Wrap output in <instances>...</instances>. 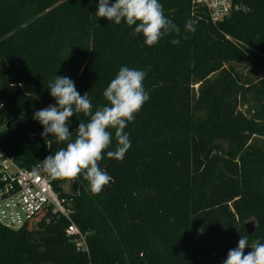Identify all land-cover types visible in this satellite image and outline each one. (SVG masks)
<instances>
[{
    "label": "trees",
    "instance_id": "16d2710c",
    "mask_svg": "<svg viewBox=\"0 0 264 264\" xmlns=\"http://www.w3.org/2000/svg\"><path fill=\"white\" fill-rule=\"evenodd\" d=\"M238 1L246 10L214 24L192 0H159L180 33L147 46L135 26L99 18V0H0V142L20 167L66 147L33 118L55 104V75L93 110L122 66L146 72L150 96L125 128L123 160L107 157L110 130L99 166L113 181L99 194L83 175L76 193L71 178L51 177L90 254L65 234L67 218L45 214L20 230L0 224V264H223L241 236L264 243V77L235 68H264V0ZM88 119L70 118L73 140Z\"/></svg>",
    "mask_w": 264,
    "mask_h": 264
},
{
    "label": "clouds",
    "instance_id": "9594fccd",
    "mask_svg": "<svg viewBox=\"0 0 264 264\" xmlns=\"http://www.w3.org/2000/svg\"><path fill=\"white\" fill-rule=\"evenodd\" d=\"M97 7L95 14L99 18H106L116 25L124 22L129 27L135 26L132 35L142 34L147 46L156 45L171 33H180V28L165 15L159 0H115L111 4L110 0H99ZM196 23L195 20H188L185 30L194 32ZM179 42L178 39L171 41L174 45ZM145 77V71L122 66L103 92L107 104L93 110L89 93L81 95L71 78L55 75L48 85L55 104L37 110L33 118L43 126L42 136L50 134L58 142L67 144L41 161L39 166L33 168V173H38L42 168L53 179L71 178L73 181L83 175L89 190L99 194L113 181L99 166L105 150L113 141L110 130L115 132L116 148L107 151V157L123 160L131 148L125 128L150 99L143 84ZM80 113L89 119L79 122L73 140L69 131L70 118ZM246 248L251 249L247 254ZM223 264H264V243L256 239L249 244L248 237L241 236L237 247L228 251Z\"/></svg>",
    "mask_w": 264,
    "mask_h": 264
},
{
    "label": "built area",
    "instance_id": "2783aa9c",
    "mask_svg": "<svg viewBox=\"0 0 264 264\" xmlns=\"http://www.w3.org/2000/svg\"><path fill=\"white\" fill-rule=\"evenodd\" d=\"M192 1L207 10L214 24L247 8L238 0ZM4 107L3 104L0 110ZM34 137L35 134H32L31 138ZM45 214L67 218L70 224L65 234L78 252L90 254L88 233L71 220L72 210L54 189L51 177L42 168L34 174L32 169L20 167L15 156L10 150L4 149L0 142V224L12 230H20L35 224Z\"/></svg>",
    "mask_w": 264,
    "mask_h": 264
},
{
    "label": "rangeland",
    "instance_id": "374dc122",
    "mask_svg": "<svg viewBox=\"0 0 264 264\" xmlns=\"http://www.w3.org/2000/svg\"><path fill=\"white\" fill-rule=\"evenodd\" d=\"M235 68L238 70L240 74H243L244 76L253 77L254 79H260L264 77V68L255 69V68H250L248 66H245L243 64H237L235 65ZM242 110L245 111V108H242ZM66 189L67 190L70 189L69 184H67ZM250 221H254L257 224L255 220H250Z\"/></svg>",
    "mask_w": 264,
    "mask_h": 264
},
{
    "label": "water",
    "instance_id": "95a60500",
    "mask_svg": "<svg viewBox=\"0 0 264 264\" xmlns=\"http://www.w3.org/2000/svg\"><path fill=\"white\" fill-rule=\"evenodd\" d=\"M73 190H74V192L76 193V192H78V183H77V181L75 180V181H73ZM255 222L254 221H250V222H248V223H246V229H247V231H248V233H253L254 232V230H255Z\"/></svg>",
    "mask_w": 264,
    "mask_h": 264
}]
</instances>
